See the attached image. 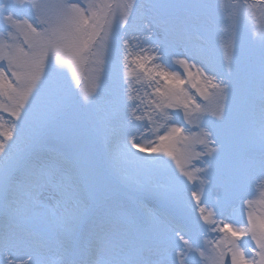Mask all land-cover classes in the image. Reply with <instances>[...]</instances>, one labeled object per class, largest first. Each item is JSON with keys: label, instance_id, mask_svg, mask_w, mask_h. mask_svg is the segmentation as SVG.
Returning a JSON list of instances; mask_svg holds the SVG:
<instances>
[{"label": "rangeland", "instance_id": "374dc122", "mask_svg": "<svg viewBox=\"0 0 264 264\" xmlns=\"http://www.w3.org/2000/svg\"><path fill=\"white\" fill-rule=\"evenodd\" d=\"M0 264H264V0H0Z\"/></svg>", "mask_w": 264, "mask_h": 264}, {"label": "bare ground", "instance_id": "6f19581e", "mask_svg": "<svg viewBox=\"0 0 264 264\" xmlns=\"http://www.w3.org/2000/svg\"><path fill=\"white\" fill-rule=\"evenodd\" d=\"M233 228H235V227H233ZM236 228H237V227H236ZM96 244L99 246V243H98V242H97ZM89 258H90V255H89Z\"/></svg>", "mask_w": 264, "mask_h": 264}]
</instances>
